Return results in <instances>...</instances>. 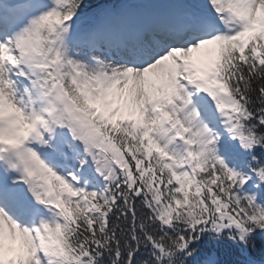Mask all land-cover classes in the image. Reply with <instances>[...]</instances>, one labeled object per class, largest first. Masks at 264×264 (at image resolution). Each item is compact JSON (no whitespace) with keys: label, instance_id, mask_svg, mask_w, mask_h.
I'll use <instances>...</instances> for the list:
<instances>
[{"label":"snow or ice","instance_id":"1","mask_svg":"<svg viewBox=\"0 0 264 264\" xmlns=\"http://www.w3.org/2000/svg\"><path fill=\"white\" fill-rule=\"evenodd\" d=\"M0 0V264H264V0Z\"/></svg>","mask_w":264,"mask_h":264},{"label":"trees","instance_id":"2","mask_svg":"<svg viewBox=\"0 0 264 264\" xmlns=\"http://www.w3.org/2000/svg\"><path fill=\"white\" fill-rule=\"evenodd\" d=\"M256 257H259V258H264V250H261L259 253H257L255 255Z\"/></svg>","mask_w":264,"mask_h":264}]
</instances>
